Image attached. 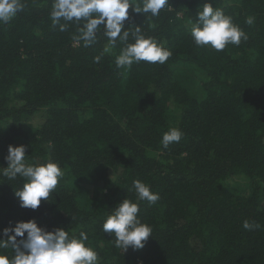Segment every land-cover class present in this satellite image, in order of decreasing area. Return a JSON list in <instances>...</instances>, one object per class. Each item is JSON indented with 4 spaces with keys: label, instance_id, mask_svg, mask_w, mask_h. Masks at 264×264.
Wrapping results in <instances>:
<instances>
[{
    "label": "trees",
    "instance_id": "obj_1",
    "mask_svg": "<svg viewBox=\"0 0 264 264\" xmlns=\"http://www.w3.org/2000/svg\"><path fill=\"white\" fill-rule=\"evenodd\" d=\"M22 2L0 23V167L9 145H25L27 163L51 160L64 175L35 211L14 196L24 181L0 176V230L35 219L70 237L84 231L99 264H264V0H169L148 18L130 8L125 26L172 54L127 71L115 65L122 44L104 52L98 31L84 47L77 24L53 27V0ZM206 3L248 39L197 46L190 30ZM170 128L183 135L165 149ZM136 180L159 199L138 200ZM125 198L152 228L142 249H117L102 230Z\"/></svg>",
    "mask_w": 264,
    "mask_h": 264
},
{
    "label": "clouds",
    "instance_id": "obj_2",
    "mask_svg": "<svg viewBox=\"0 0 264 264\" xmlns=\"http://www.w3.org/2000/svg\"><path fill=\"white\" fill-rule=\"evenodd\" d=\"M168 4L169 0H53L50 18L53 27L59 26L60 31H65L69 23L77 24L79 34L74 40L77 43L83 41L84 47L97 42L98 31L107 38L104 52L116 48L118 43L122 44L115 65L127 71L141 61L163 64L172 54L156 39L146 37L140 26H125L130 19L129 9L147 18L149 13L151 17H157ZM23 9L22 0H0V23H8ZM245 22L251 25L254 19L248 17ZM190 35L197 46H210L216 51L224 50L228 44L238 46L242 39H248L243 29L233 23L231 16L210 3L197 11ZM94 60L98 63L100 57ZM182 135L178 128H170L162 136L163 148L179 142ZM25 158V145H9L5 156L7 167H0V176L8 180L21 178L24 183L14 191V196L21 208L35 211L42 201L50 200L64 173L51 160L43 164H29ZM133 189L140 201L146 200L152 204L159 199L157 193L139 180L134 181L129 190ZM139 211L137 203L125 198L103 222V232L114 237L117 249H142L152 236V228L141 222ZM243 227L251 230L258 226L245 220ZM88 239L84 231L78 237H70L63 227L48 230L38 226L35 219L17 221L0 230V249H11L12 252L11 256L0 254V264H99L98 253L86 245Z\"/></svg>",
    "mask_w": 264,
    "mask_h": 264
}]
</instances>
